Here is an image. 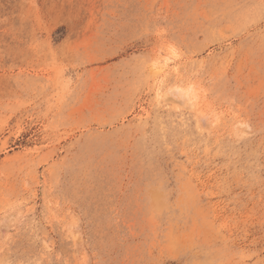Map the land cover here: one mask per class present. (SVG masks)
Wrapping results in <instances>:
<instances>
[{
    "label": "rangeland",
    "instance_id": "obj_1",
    "mask_svg": "<svg viewBox=\"0 0 264 264\" xmlns=\"http://www.w3.org/2000/svg\"><path fill=\"white\" fill-rule=\"evenodd\" d=\"M0 264H264V0H0Z\"/></svg>",
    "mask_w": 264,
    "mask_h": 264
},
{
    "label": "bare ground",
    "instance_id": "obj_2",
    "mask_svg": "<svg viewBox=\"0 0 264 264\" xmlns=\"http://www.w3.org/2000/svg\"><path fill=\"white\" fill-rule=\"evenodd\" d=\"M177 91H178V94H179L180 96H184L185 98L188 97V94H187V93H184L183 90L178 89ZM185 92H186V91H185ZM184 94H185V95H184Z\"/></svg>",
    "mask_w": 264,
    "mask_h": 264
}]
</instances>
